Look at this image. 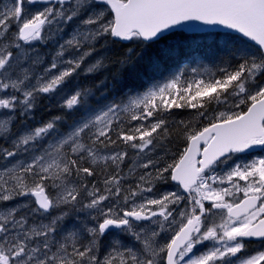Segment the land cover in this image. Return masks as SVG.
I'll return each mask as SVG.
<instances>
[{"label":"snow or ice","instance_id":"6c2138e0","mask_svg":"<svg viewBox=\"0 0 264 264\" xmlns=\"http://www.w3.org/2000/svg\"><path fill=\"white\" fill-rule=\"evenodd\" d=\"M0 142V264H264V0H0Z\"/></svg>","mask_w":264,"mask_h":264},{"label":"trees","instance_id":"16d2710c","mask_svg":"<svg viewBox=\"0 0 264 264\" xmlns=\"http://www.w3.org/2000/svg\"><path fill=\"white\" fill-rule=\"evenodd\" d=\"M105 47L106 48L107 47L110 48V50H109L110 52L108 54H106L105 57H106V60H111V61H115L117 59V57L123 56L124 53L127 51V49H122L120 47V45L109 44V45H106ZM111 69H112V71L109 73V79H111V76L113 74H115V72H116V68H115L114 64L111 65ZM81 83L93 84L94 83V78H85L84 77V78H82ZM127 84L132 86V87H139L140 82L130 78L127 81ZM136 85H138V86H136ZM47 99H50V98H48V97H40L38 99L37 106H36V109L34 111V116H33V119L35 120L34 123H36V125H41V124L45 123L46 122L45 118H43V116H42L43 113H44V115H46L47 111L49 109H51V108L54 109L53 104L50 101H48ZM37 109L38 110L40 109V112ZM193 114H194V110H190V109L174 110L173 111V118L169 122L170 126L173 125V124L179 126V121L180 120L187 121V120L193 119ZM13 130H14V127H13ZM165 147L168 148L169 151H171L172 153L178 152L179 150H181V148H182V140L176 138L175 130L173 131V136H172L171 142L170 143H166ZM129 152L131 153V150H129ZM103 167L104 166L101 165L99 168L102 169ZM96 177L100 178V180H101V176L100 175H97ZM99 186L102 187V184H100Z\"/></svg>","mask_w":264,"mask_h":264},{"label":"rangeland","instance_id":"374dc122","mask_svg":"<svg viewBox=\"0 0 264 264\" xmlns=\"http://www.w3.org/2000/svg\"><path fill=\"white\" fill-rule=\"evenodd\" d=\"M28 7L32 8L33 10L42 9L43 8V7H32V6H28ZM67 30H70V28L67 29ZM67 30H66V32H67ZM66 32H65V34H66ZM37 50L40 51L41 53L49 54L52 51V45L51 44H49L47 46H45V45H39ZM109 50H110L109 47H107V48L105 47L103 49H100L99 51H103L105 53V56H106V54H108L110 52ZM82 78H84L83 75L78 76V77L75 78V81L78 82V83H81ZM74 86H75V83L73 84V87ZM59 99H60V97L57 96L54 99H47V100L50 101L51 103L58 104ZM36 106H37V103H36ZM35 109H36V107H35ZM35 109H34V111H35ZM34 111H33L32 117L29 118V119H20V118H17L15 120V124L13 126L14 127L13 132H16L15 126L21 128V131H23L25 129H30V128H34V127L38 126V125H36V123H34L35 122V120L33 119ZM52 111H54V110L53 109H49L47 111V113H48L47 115H49ZM58 113H60V112H58ZM50 119L51 118L45 119V121H48ZM69 122H71V121H69ZM108 150L111 151L110 149H108ZM165 150L167 151V156H161L160 157L161 160H163V159H170L171 158L172 152L169 151V149L166 148V147H165ZM157 151H160V149L158 148ZM132 158L134 159L135 157H132ZM101 165L104 166L103 162L100 163L99 167ZM125 170H127V169H125ZM90 179H94L96 181H99L100 180V178H98V177H94V178H90ZM240 183L243 184L242 181ZM156 188H157V191H153L152 193H146L145 195L148 196V197H150V198L151 197H158V196H160V195H162V194H164L166 192L178 191L179 190L178 188L172 186L170 184V182H168V183H160V184H158L156 186ZM17 203H18L17 201H10L7 204L0 203V208H7V207H10V206L15 205ZM143 223L147 224L148 222H143ZM108 239H112V237H109ZM108 239H106L104 241V245L105 246H107Z\"/></svg>","mask_w":264,"mask_h":264},{"label":"bare ground","instance_id":"6f19581e","mask_svg":"<svg viewBox=\"0 0 264 264\" xmlns=\"http://www.w3.org/2000/svg\"><path fill=\"white\" fill-rule=\"evenodd\" d=\"M136 86H138V85H136ZM53 104V106H54V111H52L49 115H44V113H43V118H45V119H48V118H52V117H54V116H56V115H58V114H60L61 113V109H60V107L58 106V104H56V103H52ZM52 109V108H51ZM38 110V109H37ZM39 112H40V109L38 110ZM42 111V110H41ZM58 112H60V113H58ZM39 115V114H38ZM40 117V116H39ZM35 118V117H34ZM15 130H16V132H20L21 131V128H19V127H17V126H15ZM2 143V142H1ZM111 150V149H110Z\"/></svg>","mask_w":264,"mask_h":264},{"label":"flooded vegetation","instance_id":"af4514ba","mask_svg":"<svg viewBox=\"0 0 264 264\" xmlns=\"http://www.w3.org/2000/svg\"><path fill=\"white\" fill-rule=\"evenodd\" d=\"M239 196L242 197L243 193H239ZM248 244V251L249 252H254L255 250H257L260 247V242L259 241H249L247 242Z\"/></svg>","mask_w":264,"mask_h":264},{"label":"water","instance_id":"95a60500","mask_svg":"<svg viewBox=\"0 0 264 264\" xmlns=\"http://www.w3.org/2000/svg\"><path fill=\"white\" fill-rule=\"evenodd\" d=\"M173 184H175V182H172Z\"/></svg>","mask_w":264,"mask_h":264}]
</instances>
